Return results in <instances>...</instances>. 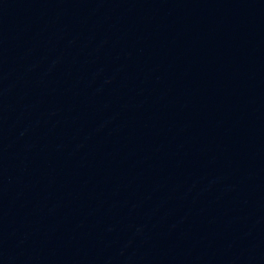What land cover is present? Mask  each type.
I'll return each mask as SVG.
<instances>
[{"label": "water", "instance_id": "obj_1", "mask_svg": "<svg viewBox=\"0 0 264 264\" xmlns=\"http://www.w3.org/2000/svg\"><path fill=\"white\" fill-rule=\"evenodd\" d=\"M0 264H264V0H0Z\"/></svg>", "mask_w": 264, "mask_h": 264}]
</instances>
